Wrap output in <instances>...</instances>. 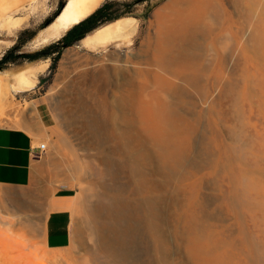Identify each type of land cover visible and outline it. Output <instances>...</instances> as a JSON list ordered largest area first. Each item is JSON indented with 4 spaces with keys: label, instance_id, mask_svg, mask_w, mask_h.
Here are the masks:
<instances>
[{
    "label": "rangeland",
    "instance_id": "374dc122",
    "mask_svg": "<svg viewBox=\"0 0 264 264\" xmlns=\"http://www.w3.org/2000/svg\"><path fill=\"white\" fill-rule=\"evenodd\" d=\"M27 1L14 14L26 24L13 34L0 16V60L67 0ZM165 1L120 7L139 20L131 44L77 42L53 77L52 61L40 60L48 69L29 92L10 91L17 81L7 75L35 62L0 71V113L41 128L38 144L48 145L31 185L0 186V264H264V89L242 86L256 60L233 63L230 1L213 0L192 56L170 62L157 39L143 44ZM33 39L22 52L43 48L32 49ZM62 188L75 193L78 231L69 247L49 249L47 200Z\"/></svg>",
    "mask_w": 264,
    "mask_h": 264
},
{
    "label": "bare ground",
    "instance_id": "6f19581e",
    "mask_svg": "<svg viewBox=\"0 0 264 264\" xmlns=\"http://www.w3.org/2000/svg\"><path fill=\"white\" fill-rule=\"evenodd\" d=\"M106 1L107 0H67L65 2V5L59 12V14L53 20V22L49 24L47 27L43 28L36 35L32 43L30 44V47L32 49H37L40 47H44L45 45H48L53 41H57L69 29H71L73 26L80 23L88 16H90ZM229 1L231 8L229 12L230 13L229 19H230L231 34L233 39V46H232L233 52H232L231 60L237 67L239 58H242L244 61V66H248L252 56V58L256 60L257 73L256 75L251 77L246 71V68H244V70L242 71L243 72L242 86L247 94H248V90L251 87L260 88V90H263L264 89V0H229ZM9 2L10 4L11 3L12 4L6 5V3ZM26 2L28 1L0 0V16L4 17L5 20L9 22V24L11 25V27L9 25V28H11L12 34L18 28L20 29L21 26H24L26 24V21L24 20H14V14H16L18 11L21 10L20 9L21 6L23 8L22 10L26 9V7H24ZM215 7L216 5L213 2V0H166L159 7H157L151 14L150 28L149 31H147L148 33L146 35L143 44H146L151 48L155 38L157 39V43H156L157 48L156 47L155 48L161 52L160 54L161 56L163 55L168 56L170 62L173 61L177 62L178 58L186 60L188 57L192 56L191 50L195 48L194 44L196 43L197 34H199L202 31L205 32V30L202 29H204L206 20H208V17L210 15L215 14L216 12ZM139 25H140L139 20L137 18L132 16H125L94 30L84 39L79 41V45L88 46V47H98V46H104L111 42L116 43L117 46L121 44H131L132 37L137 32ZM152 29L154 30V33H152ZM48 66L49 64L47 62L37 61L31 64L26 69L9 72L7 76L15 77L17 81L16 84L14 85L12 84V86L10 87V91L18 92V93L31 91L36 87L37 82L39 80V76L42 73L46 72ZM236 85L237 83L234 82L232 86L233 87L232 90H234L235 95H237L238 93L236 90ZM4 89L5 87L3 84V78L0 77V91L3 92V94H5ZM128 98L120 99V101H125V100L127 101L129 100ZM131 98L130 101L133 100ZM160 144L164 146L165 151L169 153L168 146L165 147L166 144L164 145V138L160 141ZM177 156L179 159H181L180 153L177 154ZM129 167L133 168V165ZM137 170L139 171V169ZM150 199L151 198H149V200ZM76 207H77V201H73L69 206L71 210H74ZM153 225H155V223H153ZM156 226L159 229L160 225L158 226V224H156ZM77 231H78V227L76 221H73L72 233H71L72 240L75 239L77 235ZM148 231H150V229ZM158 232H160V230ZM198 253H199L198 250H196L195 248L194 254L196 257H198ZM60 255H62V253L60 252H55L54 254V256H60ZM198 258H201V256Z\"/></svg>",
    "mask_w": 264,
    "mask_h": 264
},
{
    "label": "crops",
    "instance_id": "0c3cea01",
    "mask_svg": "<svg viewBox=\"0 0 264 264\" xmlns=\"http://www.w3.org/2000/svg\"><path fill=\"white\" fill-rule=\"evenodd\" d=\"M46 110L41 111L43 120ZM42 133L38 127L32 131L19 127L0 113V186L24 188L33 183L47 152L38 148ZM71 190L59 189L47 200L44 234L49 249H64L72 243L73 216L69 206L75 193L70 194Z\"/></svg>",
    "mask_w": 264,
    "mask_h": 264
},
{
    "label": "trees",
    "instance_id": "16d2710c",
    "mask_svg": "<svg viewBox=\"0 0 264 264\" xmlns=\"http://www.w3.org/2000/svg\"><path fill=\"white\" fill-rule=\"evenodd\" d=\"M145 1L147 0H134L132 3H120L116 0L106 1L90 16L69 29L67 33L59 40L52 42L51 44H48L35 52L21 51L22 45L31 41L37 34L36 31L27 29L21 34L19 43L10 49L0 60V65L4 68L9 64H18L22 61L36 62L50 59L52 63L50 65L49 71L50 77H53L58 63L62 57V53L66 48L75 45L77 42L84 39L87 35L99 27L125 17L126 13H119L120 7L131 6ZM62 6L63 4L61 5L60 9ZM57 14L50 18L41 28L51 24ZM70 194H74V192L71 191Z\"/></svg>",
    "mask_w": 264,
    "mask_h": 264
},
{
    "label": "built area",
    "instance_id": "2783aa9c",
    "mask_svg": "<svg viewBox=\"0 0 264 264\" xmlns=\"http://www.w3.org/2000/svg\"><path fill=\"white\" fill-rule=\"evenodd\" d=\"M38 148L40 150H42L43 152H46L48 150V145H47V142L46 141H41L39 144H38Z\"/></svg>",
    "mask_w": 264,
    "mask_h": 264
},
{
    "label": "water",
    "instance_id": "95a60500",
    "mask_svg": "<svg viewBox=\"0 0 264 264\" xmlns=\"http://www.w3.org/2000/svg\"><path fill=\"white\" fill-rule=\"evenodd\" d=\"M64 5H65V3L63 4V6H64ZM63 6H62V8H63ZM62 8H61V9H62ZM61 9L59 10V12L61 11ZM59 12H58V14H59ZM58 14H57V15H58ZM66 33H67V32H66ZM66 33H65V34H66ZM65 34H64V35H65ZM64 35H63V36H64ZM63 36H62V37H63ZM58 40H59V39H58ZM53 42H55V41H53ZM50 44H51V43H50ZM2 69H3V66L0 65V71H1Z\"/></svg>",
    "mask_w": 264,
    "mask_h": 264
}]
</instances>
